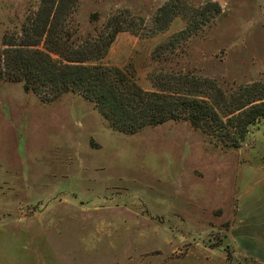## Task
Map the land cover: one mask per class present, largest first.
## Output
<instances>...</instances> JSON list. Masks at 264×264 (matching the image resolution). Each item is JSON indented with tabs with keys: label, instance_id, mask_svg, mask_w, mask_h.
<instances>
[{
	"label": "rangeland",
	"instance_id": "obj_1",
	"mask_svg": "<svg viewBox=\"0 0 264 264\" xmlns=\"http://www.w3.org/2000/svg\"><path fill=\"white\" fill-rule=\"evenodd\" d=\"M169 1L61 0L52 26L93 49L99 33L134 31L118 32L99 63L144 90L165 65L226 92L264 82V0H184L190 8L216 2L221 12L193 20L202 25L163 50L160 63L152 52L189 17L159 31L153 18ZM40 6L0 0V48L30 37ZM33 49L47 52L45 37ZM263 178L264 119L227 149L188 122L123 134L78 94L42 102L22 83H0V264H264V234L239 222Z\"/></svg>",
	"mask_w": 264,
	"mask_h": 264
},
{
	"label": "trees",
	"instance_id": "obj_2",
	"mask_svg": "<svg viewBox=\"0 0 264 264\" xmlns=\"http://www.w3.org/2000/svg\"><path fill=\"white\" fill-rule=\"evenodd\" d=\"M61 0H41L33 23L19 42L3 40L0 48V83H22L26 93L42 102H50L63 94L82 96L94 104L109 126L123 134H135L144 128L166 122H188L214 142L216 147L237 149L259 120L264 119V82L241 85L234 92L223 91L214 80L170 70V66L154 69L149 74L152 90H144L125 71L100 62L120 31L115 27L105 35L99 33L94 49L91 43L74 45L72 34L62 39L52 22L53 8ZM218 3L209 1L202 8H190L184 0H170L157 10L153 18L159 31L166 30L173 17L187 14V26L174 34L169 43L152 52L155 62L160 53L187 40L200 25L220 14ZM202 20L200 25L193 20ZM31 32V33H30ZM58 39L55 40V36ZM45 37L47 52L33 49ZM36 38L34 41L32 39ZM51 54H56L53 59ZM228 261H233L228 255Z\"/></svg>",
	"mask_w": 264,
	"mask_h": 264
},
{
	"label": "crops",
	"instance_id": "obj_3",
	"mask_svg": "<svg viewBox=\"0 0 264 264\" xmlns=\"http://www.w3.org/2000/svg\"><path fill=\"white\" fill-rule=\"evenodd\" d=\"M261 179L262 177L260 178V180ZM249 196H250L249 206L246 208L241 207L239 209V213L244 215V218H242V220H240L239 222H242L243 220L245 221L240 225L245 226L246 228L249 227L248 230L251 229L255 233L256 231H259L264 234V178L262 182L258 183L257 188H254V190ZM252 235L254 237L261 236L258 233L251 234V236ZM259 246L262 247V250L264 252V245L259 244Z\"/></svg>",
	"mask_w": 264,
	"mask_h": 264
},
{
	"label": "water",
	"instance_id": "obj_4",
	"mask_svg": "<svg viewBox=\"0 0 264 264\" xmlns=\"http://www.w3.org/2000/svg\"><path fill=\"white\" fill-rule=\"evenodd\" d=\"M228 243V239L227 238H224L223 239V242H222V246H224L225 244H227Z\"/></svg>",
	"mask_w": 264,
	"mask_h": 264
}]
</instances>
